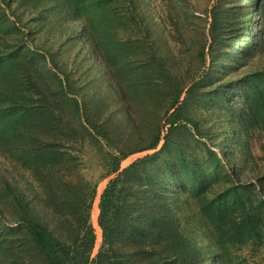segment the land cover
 <instances>
[{"label": "trees", "instance_id": "obj_1", "mask_svg": "<svg viewBox=\"0 0 264 264\" xmlns=\"http://www.w3.org/2000/svg\"><path fill=\"white\" fill-rule=\"evenodd\" d=\"M143 1L0 0V156L31 172L42 207L0 176L16 223L0 209V264H201L188 210L217 249L209 264L264 248V176L241 181L247 134L264 130V0ZM49 16L79 20L110 101L82 106L59 49L26 43L20 25ZM63 142L96 145L105 171L70 180Z\"/></svg>", "mask_w": 264, "mask_h": 264}, {"label": "rangeland", "instance_id": "obj_2", "mask_svg": "<svg viewBox=\"0 0 264 264\" xmlns=\"http://www.w3.org/2000/svg\"><path fill=\"white\" fill-rule=\"evenodd\" d=\"M153 1L155 2V0ZM189 2L191 10H195V12H202L204 8L211 4L210 0H189ZM150 3H152V0H144L140 4H143L145 8L147 4L150 6ZM251 4L252 3H249V6H251ZM10 17L13 18V16ZM250 22L251 21H249V23ZM26 23L27 22L24 21V24ZM20 26H24L26 32L30 31V35H28L26 39L28 45L37 40L42 46H48L49 48V46L51 47V43H53L54 47L59 49V62H56V64H58V66H63L64 70L70 74L71 91L69 90L68 92L76 95V98L80 99L82 102V106L84 104L83 102L89 99H100V97H105L104 100L106 102L112 99V97L106 98L110 89L109 78L106 74H104V76L102 73L96 72L97 62H95L89 45L84 41V38L75 36L80 33L82 28L79 20L54 19V17L49 16L42 20L37 18V20L33 21L28 27H25V25ZM70 95L72 96V94ZM110 110L111 108L106 112L107 115ZM198 114L199 111H197L196 117L200 120V124H217L214 116H204L202 112L199 116ZM247 139L251 155L247 158L249 160L241 165L246 168L244 172L241 171V181L257 184V177L264 176V130L261 128L250 130L247 134ZM75 146H77L75 150L74 146L67 142H63L60 146L63 148L61 150L65 152V156H67L64 159L67 160L66 165L69 166L67 167V172L70 173L69 179L73 180L76 175L83 178V180L93 181L97 179L99 174L105 171V169L95 150L96 145L82 142ZM230 147L232 151L236 149L233 144H231ZM142 154L143 153H136L129 156L122 161L121 165H127ZM72 156L75 157L76 162L79 164L77 169L74 168L73 159H71ZM236 159H238V162L242 160L239 155L236 156ZM0 176L6 178L17 188L23 191L26 189L25 192L29 196L34 197L36 209L38 211L42 210L41 205L36 201V199H39V186L27 168L19 162L11 161L9 158L0 156ZM108 180L109 178H105L104 180L98 181L97 193L91 211V219L97 232V243L93 255L96 253L100 243V233L97 231L99 228L97 225L98 212L95 219L94 211L95 207L98 208L97 203L99 194L102 192ZM0 193L2 194L1 187ZM9 208L8 205L5 206L0 202L1 216L7 223L10 222L14 226L16 223L11 219V215L8 211ZM191 212L190 210L187 211L188 216L184 219V226L203 251L205 260L201 262V264H209L208 257L216 252L217 249L205 239V233L202 224L199 223L198 214L192 217ZM234 253L235 254L231 255V258L236 264H264V248H244L236 252L234 251Z\"/></svg>", "mask_w": 264, "mask_h": 264}, {"label": "bare ground", "instance_id": "obj_3", "mask_svg": "<svg viewBox=\"0 0 264 264\" xmlns=\"http://www.w3.org/2000/svg\"><path fill=\"white\" fill-rule=\"evenodd\" d=\"M97 212H98V208L95 207V211H94V218L96 219V215H97ZM98 233H100V229L98 228Z\"/></svg>", "mask_w": 264, "mask_h": 264}]
</instances>
